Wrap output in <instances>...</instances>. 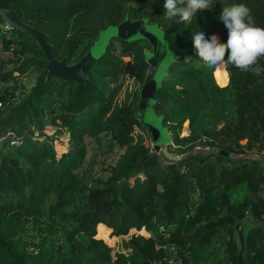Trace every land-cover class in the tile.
Wrapping results in <instances>:
<instances>
[{
	"label": "trees",
	"instance_id": "trees-1",
	"mask_svg": "<svg viewBox=\"0 0 264 264\" xmlns=\"http://www.w3.org/2000/svg\"><path fill=\"white\" fill-rule=\"evenodd\" d=\"M211 2L190 23L164 20L165 0L5 4L23 25L45 33L54 59L65 57L67 64L124 16L168 30L180 51L154 93L153 110L180 156L155 152L136 115L146 41L111 39L81 84L46 78L40 49L0 19V136L9 130L18 138L17 145L0 141V264H163L168 258L237 264L235 224L243 241L241 263L264 264V72L257 76L225 63L227 82L218 86L225 73L203 62L198 67L191 40L200 30L226 43L228 30L218 17L233 4L249 7L256 26L264 28V0ZM255 66L264 68V56ZM31 75L33 85L22 94V80ZM124 79L138 87L117 102ZM63 133L65 150L56 155L53 142L61 143ZM87 139L95 147L105 140L107 152L122 150L104 177L84 169ZM198 145L202 152H192ZM209 193L211 207L199 217L196 208ZM96 227L112 237L130 230L145 235H128L122 251L111 255Z\"/></svg>",
	"mask_w": 264,
	"mask_h": 264
},
{
	"label": "water",
	"instance_id": "water-1",
	"mask_svg": "<svg viewBox=\"0 0 264 264\" xmlns=\"http://www.w3.org/2000/svg\"><path fill=\"white\" fill-rule=\"evenodd\" d=\"M24 0H0V19L14 30L25 34L32 39L45 57L44 68L46 78L55 77L62 81H74L83 84L87 79L88 67L95 63L104 53L109 41L117 38L126 42L144 40L150 49L142 50L143 59L147 66L137 100L136 115L146 128L153 150L161 152L168 158H173L166 153V145L170 143L167 129L162 125V118L153 110L154 93L161 85L166 76L170 64L175 60V55L180 51L175 37L168 31L160 28L157 24L149 23L147 18L128 20L126 16L116 25L106 26L101 29L89 49L72 64L66 63V58L56 60L50 51V44L45 41V33L35 31L18 21L15 12L5 7L6 3L20 2ZM219 154L228 156L223 150H216ZM176 159V158H174ZM252 219L246 216L244 220ZM258 223V221H255ZM239 250L236 255L237 264L241 263L243 241L238 224H235Z\"/></svg>",
	"mask_w": 264,
	"mask_h": 264
},
{
	"label": "clouds",
	"instance_id": "clouds-1",
	"mask_svg": "<svg viewBox=\"0 0 264 264\" xmlns=\"http://www.w3.org/2000/svg\"><path fill=\"white\" fill-rule=\"evenodd\" d=\"M212 4L211 0H165L162 18L168 21L178 18L176 23H190L198 11L208 9ZM218 19L228 30L226 43H220L215 33L209 38L200 30L191 35L198 58L197 66L203 62L208 68H216L228 63L241 71H251L259 76L264 68L255 65L264 56V28L256 26L250 8L243 3L223 6ZM192 60L193 57H187L184 61Z\"/></svg>",
	"mask_w": 264,
	"mask_h": 264
},
{
	"label": "rangeland",
	"instance_id": "rangeland-1",
	"mask_svg": "<svg viewBox=\"0 0 264 264\" xmlns=\"http://www.w3.org/2000/svg\"><path fill=\"white\" fill-rule=\"evenodd\" d=\"M1 47V44H0ZM0 55H2V52L0 50ZM127 58H124V60H126ZM219 68H221V70L225 73V82L221 83V84H217L218 86H224L227 82V75L228 72L225 68V65L223 64L222 66H219ZM34 75H31L27 78H24L22 80V85H23V93H26L30 87L33 85L34 82ZM215 80V78H214ZM216 82V81H215ZM141 86V85H140ZM138 86L137 84L131 80V79H124L123 80V86L119 92V94L117 95L116 101L117 102H121L123 99H125L126 97V92H130L132 89H136ZM140 89V87H139ZM139 89H138V93H139ZM17 95H18V91H16ZM139 99V97H138ZM136 110H137V103H136ZM136 133H139L138 129H135ZM46 133H48V130H46ZM142 133V132H141ZM232 133V130L228 131L225 133V135H229ZM184 134H186V130L183 129L181 136H183ZM143 138H144V143H149L145 138V134L142 133ZM135 137V136H134ZM66 140H67V134L63 133L60 136V141L61 143H59V140L54 141L53 142V146L56 152V155L62 153L65 150V145H66ZM151 140V139H150ZM89 143V147H88V151H87V156L85 159V162L83 163L84 169L88 170L93 176H99V177H104L107 175V171L108 168L113 165L116 161V159L118 158L120 152V150L114 149L111 152H107L106 148H105V140H101L99 146L95 147V144H93L94 142L91 141L90 139L88 140ZM170 144V143H169ZM168 144V145H169ZM168 145H166V153L170 154L171 157L178 159L179 158V154H176L173 148L174 146L170 144V148H168ZM192 152H202V148L198 145V146H194L191 149ZM251 153V152H250ZM252 155V154H249ZM254 156V155H252ZM207 194V193H206ZM205 194V195H206ZM203 203L202 205V209L200 210L198 207L196 208V213L203 211V210H209L212 204V196L209 193L208 195L205 196V198L203 199ZM195 213V215H196ZM194 215V216H195ZM201 216V212L199 214V217ZM204 217L202 216V219ZM100 231H98L97 227H96V237L100 238L102 241H104L110 248H111V255L114 252H121L122 248H121V240L127 238L128 235L130 234H141V235H145L144 231L140 230L138 232H135L133 230H130L128 232L127 235L125 236H117V237H112L109 236V231L107 230L106 232L103 233H99Z\"/></svg>",
	"mask_w": 264,
	"mask_h": 264
},
{
	"label": "built area",
	"instance_id": "built-area-1",
	"mask_svg": "<svg viewBox=\"0 0 264 264\" xmlns=\"http://www.w3.org/2000/svg\"><path fill=\"white\" fill-rule=\"evenodd\" d=\"M5 28H7L6 25H4V29ZM0 141H7L9 145H17L18 138L12 131L8 130L0 136ZM152 264H155V263H152ZM163 264H180V262L178 259L168 258V259H165Z\"/></svg>",
	"mask_w": 264,
	"mask_h": 264
}]
</instances>
